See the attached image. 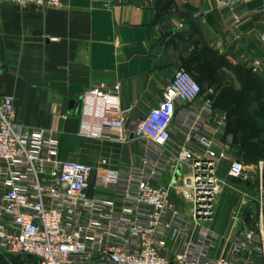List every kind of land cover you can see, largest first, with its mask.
Returning a JSON list of instances; mask_svg holds the SVG:
<instances>
[{"label":"built area","instance_id":"built-area-1","mask_svg":"<svg viewBox=\"0 0 264 264\" xmlns=\"http://www.w3.org/2000/svg\"><path fill=\"white\" fill-rule=\"evenodd\" d=\"M20 5L57 7L61 0H1ZM187 3L189 0H182ZM219 8L230 29L247 22L253 13L242 0H222ZM264 11V3L259 7ZM207 10H200V17ZM183 21L173 22L175 29ZM234 38L238 34H233ZM246 60L245 55H241ZM253 71L264 76V58L254 60ZM121 84H92L86 102L101 105L100 125L113 138L128 140V114L121 106ZM202 85L180 67L165 86L161 99L139 118L136 129L148 143V153L137 163L106 168L59 156L60 140L53 127H25L17 118L14 96L0 98V247L26 257L18 264H264L263 161L257 165V194L244 191L231 220L240 230L229 247L219 245L214 226L224 179L248 181L252 175L235 155L233 136L223 139L227 112L207 97L197 111L179 106L197 100ZM212 92V90H211ZM183 143L171 153L175 123ZM89 137L102 133L91 127ZM161 168H166L168 178ZM98 184L112 195L89 196L93 172ZM256 204L258 220L247 225L242 213ZM29 257V258H27Z\"/></svg>","mask_w":264,"mask_h":264},{"label":"crops","instance_id":"crops-1","mask_svg":"<svg viewBox=\"0 0 264 264\" xmlns=\"http://www.w3.org/2000/svg\"><path fill=\"white\" fill-rule=\"evenodd\" d=\"M221 1L61 0L57 7H39L0 0V98L14 96L17 118L25 127H53L59 137L84 136L101 142L106 150L119 144L131 150L126 159L107 161L106 168L135 164L149 152L146 140L134 132L139 118L157 105L193 50L203 44L248 68L264 58V11L259 10L264 0H242L253 13L236 29L228 26L219 8ZM200 10L207 12L195 17ZM177 21H183L184 27L175 29ZM190 72L197 79V73ZM101 81L119 82L121 106L133 105L125 142L100 125V103L83 100L84 92ZM233 82L239 87L236 79ZM215 88L204 83L196 101L179 106L177 121L182 122L183 111L196 112L207 97L213 98L217 108ZM89 127L103 136H87ZM172 129L166 154L183 143L181 126L176 122ZM227 134L231 133L225 128L220 136L225 139ZM103 171L93 172L89 196L113 194L111 187L98 184L97 174ZM160 171L168 178L166 168ZM218 215L217 211L214 226L219 245L229 247L240 223L229 217L221 221Z\"/></svg>","mask_w":264,"mask_h":264},{"label":"trees","instance_id":"trees-1","mask_svg":"<svg viewBox=\"0 0 264 264\" xmlns=\"http://www.w3.org/2000/svg\"><path fill=\"white\" fill-rule=\"evenodd\" d=\"M183 64L186 69L197 73L202 87L204 83L216 86L215 106L227 112L226 131L232 134L233 144L238 147L241 157L248 162L264 158V126L257 123L254 114L264 115V76L252 68L226 60L216 50L203 44L200 49L193 50ZM59 140L60 155L66 158L81 137L63 134Z\"/></svg>","mask_w":264,"mask_h":264},{"label":"rangeland","instance_id":"rangeland-1","mask_svg":"<svg viewBox=\"0 0 264 264\" xmlns=\"http://www.w3.org/2000/svg\"><path fill=\"white\" fill-rule=\"evenodd\" d=\"M190 71V70H189ZM192 73V72H191ZM232 78V76H231ZM234 79V78H232ZM256 116L257 123L260 126H264V115L258 112L254 113ZM81 141L78 145L71 151L66 158L59 156L63 160H79L87 163L97 164L99 161L106 160L110 163L119 162L122 158L126 159L130 156V149L122 147V144L115 145L110 150H106L101 142L88 139L84 136H80ZM141 142V141H140ZM143 142H141L142 144ZM233 150L236 156H242L239 152L237 146H233ZM60 151V146H59ZM110 151V152H109ZM243 158V157H241ZM244 163L250 169L251 179L248 181H243L239 179H234L226 175L223 168L219 169V174L224 179V185L222 188V194L220 196V201L218 204V216L222 221L224 218H231L234 211H238L240 195L247 191L250 194L251 199H254L257 194V165L259 161H263V181H264V158H259L256 162H248L243 158ZM250 211V212H248ZM242 217L247 225H255L258 220L257 207L256 204L250 207V209H245L242 213ZM21 255H14L5 252L0 247V264H18L22 259Z\"/></svg>","mask_w":264,"mask_h":264},{"label":"water","instance_id":"water-1","mask_svg":"<svg viewBox=\"0 0 264 264\" xmlns=\"http://www.w3.org/2000/svg\"><path fill=\"white\" fill-rule=\"evenodd\" d=\"M73 106H74V100H71V102H70V110L73 109Z\"/></svg>","mask_w":264,"mask_h":264}]
</instances>
